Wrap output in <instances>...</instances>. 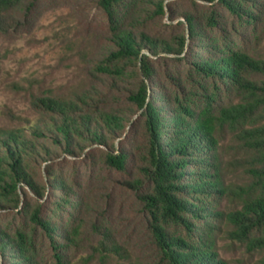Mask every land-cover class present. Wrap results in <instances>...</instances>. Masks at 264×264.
<instances>
[{"label": "trees", "instance_id": "1", "mask_svg": "<svg viewBox=\"0 0 264 264\" xmlns=\"http://www.w3.org/2000/svg\"><path fill=\"white\" fill-rule=\"evenodd\" d=\"M30 1L0 0V34L34 12ZM94 2L109 35L91 85L38 99L37 119L0 133V264H42L39 237L58 264L79 252L137 264L141 243L154 264H227L217 252L225 224L264 255V59L243 40L264 38V0ZM225 130L250 155L242 192L257 189L230 213L219 209L233 191L218 155ZM67 159L89 161L97 186L84 191ZM113 175L131 196L124 217Z\"/></svg>", "mask_w": 264, "mask_h": 264}, {"label": "rangeland", "instance_id": "2", "mask_svg": "<svg viewBox=\"0 0 264 264\" xmlns=\"http://www.w3.org/2000/svg\"><path fill=\"white\" fill-rule=\"evenodd\" d=\"M30 3L34 4V12L23 16L15 31L0 34V133L26 128L37 119L38 99H71L77 91L91 85L94 79L90 74L109 35L107 18L94 0H31ZM243 40L252 56L264 59V38L256 41L244 36ZM132 132L131 127L127 128L125 145L133 140ZM218 141L223 179L233 190L221 200L219 209L230 213L241 210L247 200L256 196L257 189L242 192L253 182L248 173L250 155L239 146L234 135L225 130L219 134ZM89 165L84 159L62 161L68 174L79 172L84 191L97 186L96 180L91 184L88 178ZM110 179L116 204L124 203L123 217L127 216L131 196L116 184L124 178L113 175ZM7 219L3 217L1 223L8 224ZM231 230V226L221 225L217 238L221 259L227 264H263L264 255L230 239ZM37 243L42 264H58L50 242L39 237ZM147 253L144 243L137 246L134 254L137 264H154L152 259L145 258ZM85 255V252L68 254L66 264H116L103 263L97 258L87 262Z\"/></svg>", "mask_w": 264, "mask_h": 264}]
</instances>
